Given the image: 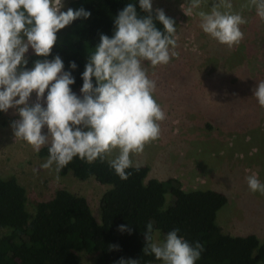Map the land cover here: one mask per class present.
Segmentation results:
<instances>
[{
  "label": "clouds",
  "instance_id": "1",
  "mask_svg": "<svg viewBox=\"0 0 264 264\" xmlns=\"http://www.w3.org/2000/svg\"><path fill=\"white\" fill-rule=\"evenodd\" d=\"M138 2L147 15L139 16L133 3L119 11L112 37L100 34V42L85 64L77 95L70 87L75 77L64 71L59 55L51 60L37 59L34 67L27 69L25 54L31 48L36 56L48 57L57 33L78 18H89L91 12L84 8L62 11L63 0H0V112L17 110L19 119L10 125L15 139L36 153L47 147V158L40 167L54 170L57 180L74 158L87 163L106 161L120 179L127 180L131 175L127 170L134 166L132 157L161 135L160 123L167 116L155 98L157 81L150 78L145 62L155 68L178 57L175 21L160 8L153 17L152 0ZM206 3L190 0L187 12L197 10L199 28L228 48L244 38L241 25L246 23L245 10L254 11L264 21V0H246L238 11L232 0H211L205 11L202 4ZM69 66L77 68L74 61ZM33 92L36 102L30 105ZM252 93L264 108V80L257 82ZM245 179L250 192L264 195V183L256 175ZM118 231L131 234L132 229L122 224ZM179 233L175 228L162 240L157 239L158 230L154 232L153 223L148 222L143 254L162 264H196L203 245L190 243ZM110 247L118 250L119 246ZM118 264L139 261L121 258Z\"/></svg>",
  "mask_w": 264,
  "mask_h": 264
},
{
  "label": "rangeland",
  "instance_id": "2",
  "mask_svg": "<svg viewBox=\"0 0 264 264\" xmlns=\"http://www.w3.org/2000/svg\"><path fill=\"white\" fill-rule=\"evenodd\" d=\"M69 1L63 0L62 11ZM189 2L152 0L154 9H163L175 21V51L179 55L165 66L152 68L145 62L150 78L157 81L155 98L167 118L160 123L159 139L134 155L133 164L146 165L147 177H174L184 189L221 191L226 202L215 217L221 231L230 235L253 233L262 242L264 195L250 192L245 178L254 174L264 183V108L252 96L257 82L264 80V21L254 11L245 10L246 23L241 25L244 38L228 48L199 28L197 10L187 12ZM245 2L232 0L234 10ZM210 4L207 0L202 10L207 11ZM75 93L79 95L80 90ZM34 102L35 92L29 104ZM17 119L16 109L1 112L0 174L14 176L23 186L26 210L32 212L36 201L63 188L85 197L99 222L98 199L108 185L92 176L80 180L71 173L57 180L54 170L40 167L46 157L15 139L10 125ZM171 200L166 195V204ZM8 231V227H0V236ZM158 232L157 239L162 240L165 235ZM77 253L80 264H95V253Z\"/></svg>",
  "mask_w": 264,
  "mask_h": 264
},
{
  "label": "trees",
  "instance_id": "3",
  "mask_svg": "<svg viewBox=\"0 0 264 264\" xmlns=\"http://www.w3.org/2000/svg\"><path fill=\"white\" fill-rule=\"evenodd\" d=\"M128 3L135 5L139 16L147 15L138 0L69 1L67 9L84 8L91 16L78 18L61 29L48 57H38L33 51L25 55L26 68L34 67L37 59L51 60L59 55L64 71L75 77L70 87L73 92L80 90L85 64L99 44L100 34L112 37L114 20ZM154 22L163 30L158 21ZM73 61L77 65L74 70L69 66ZM37 154L47 158V147ZM127 171L131 175L122 180L106 161L87 163L74 158L59 172V176L71 173L80 180L92 176L96 182L108 185L98 199L99 222L85 197L63 188L36 201L29 212L23 186L14 176L0 174V227L9 228L0 236V264H80V250L95 253V264H118L121 258L135 259L139 264L156 263L159 261L154 256L142 251L148 222L164 235L179 228V235L190 243L200 242L204 251L196 264H264V241L253 233H224L216 223V212L226 202L221 191L184 189L174 177H147L146 165H134ZM166 195L172 198L167 204ZM122 224L132 229L131 234L118 231ZM112 245H118V250Z\"/></svg>",
  "mask_w": 264,
  "mask_h": 264
}]
</instances>
